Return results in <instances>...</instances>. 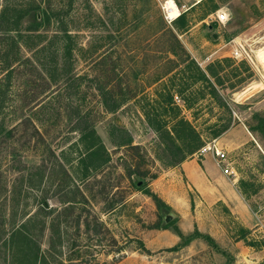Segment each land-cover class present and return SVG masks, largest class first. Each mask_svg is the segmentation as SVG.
<instances>
[{
    "label": "rangeland",
    "instance_id": "rangeland-1",
    "mask_svg": "<svg viewBox=\"0 0 264 264\" xmlns=\"http://www.w3.org/2000/svg\"><path fill=\"white\" fill-rule=\"evenodd\" d=\"M163 1L46 0L53 22L21 48L41 77L21 60L24 74L11 77L0 104V264H30L33 243L53 264L264 261V88L240 103L234 97L252 81L264 84L255 53L264 46V0H174L182 14L174 20ZM216 12L228 19L216 22ZM57 20L73 37L70 56ZM163 25L192 61L176 47L178 57L166 53ZM24 79L35 81L37 98ZM211 141L227 152L231 175L199 153ZM192 160L218 172L205 171L224 203H207L189 185L180 164ZM147 190L171 209L159 213ZM28 216L36 220L14 236L12 261L11 235ZM51 221L61 232L52 253ZM174 227L202 237L179 247Z\"/></svg>",
    "mask_w": 264,
    "mask_h": 264
},
{
    "label": "trees",
    "instance_id": "trees-1",
    "mask_svg": "<svg viewBox=\"0 0 264 264\" xmlns=\"http://www.w3.org/2000/svg\"><path fill=\"white\" fill-rule=\"evenodd\" d=\"M3 4H0V104L2 102V96H3V88H7L9 85V80L14 74L22 75L24 73L23 70H19L20 67H18L19 63L22 62V64L27 63L30 65L31 70L36 71L38 76L41 77L40 71L37 70V68L33 65V63L30 61L29 58H23L21 56V48H28L31 49V46L28 45L26 42L33 40V39H43L44 36L42 34H39L38 31L41 29H46L50 26V24L53 22L54 19V10L49 6V2L46 4V0H2ZM174 1V0H173ZM175 2V1H174ZM182 14L178 17L180 18ZM177 18V19H178ZM25 21V22H24ZM64 24L62 21H55V23ZM61 28V35L58 37L60 38L64 43V48L66 50V55H71V40L72 36L68 33L66 30V26H62ZM170 37V42L172 43L168 48L166 53H171L175 57H178V53L175 52L173 47H176L179 49L180 53L185 56V61H192L190 56L185 52L184 48L180 44L177 37L174 35V33L167 28L166 25H163V27L160 30V34L165 35L167 34ZM57 37V36H55ZM22 60V61H21ZM167 75H160L156 77V82L162 80ZM203 76V74H202ZM52 76H47V78L42 77V84H44L46 87L49 86V83L52 81ZM5 83V85H4ZM24 85H29V87H34L31 89L30 93H32V98L38 97L36 91L38 86H35V81L33 79L23 81ZM41 84V85H42ZM5 86V87H3ZM40 87V84H39ZM100 90V88H98ZM27 91H25L22 94H17V97L19 99L26 100L27 99ZM110 111H113L111 108H109ZM14 128H11L7 131V135L12 136ZM35 134L39 135V132L35 131ZM129 148L136 149V146H129ZM125 169V168H124ZM127 170V176L130 178L133 174V172L126 168ZM154 177V176H153ZM76 192H79V190H76ZM147 196H149L152 201L154 202V205L158 212H163L164 210L169 211L171 208L168 206L161 198H159L156 194L153 192L147 190L145 192ZM69 205L65 206L64 211H69L70 209H74L75 207L72 204H77L78 202L74 199L67 201L66 203H69ZM44 207V206H43ZM44 209V208H43ZM36 217L35 216H28V218L25 220L23 224H21V228L16 230L12 233L10 242H9V251L12 261H14V258L18 252V246L15 244V238L14 236L18 233L20 230L24 229L28 224H32L35 222ZM170 225H172V221H168L164 226L163 229H167ZM49 230L51 232V242L49 243V250L48 252H54L55 242L53 241L52 237L54 235H57V239L59 238V234L61 233L59 230V222L58 221H51L49 223ZM173 232L180 238V246L186 245L190 240L201 238L202 234H200L198 231H195L194 234L184 236L180 230L177 227L173 228ZM22 233V232H21ZM20 233V235H21ZM26 235V236H25ZM21 239L24 240V242H30L32 241L30 239V236L25 234ZM22 236V235H21ZM139 248H144L142 241L138 240ZM28 254L30 259V264H53L50 261L47 260L45 256H40V247L36 243H33V246L28 247ZM27 254V255H28ZM258 264H264V261L258 263Z\"/></svg>",
    "mask_w": 264,
    "mask_h": 264
},
{
    "label": "crops",
    "instance_id": "crops-1",
    "mask_svg": "<svg viewBox=\"0 0 264 264\" xmlns=\"http://www.w3.org/2000/svg\"><path fill=\"white\" fill-rule=\"evenodd\" d=\"M194 2L198 3V2L193 0V3ZM202 164L205 168V171L209 172L205 166V160L202 161ZM180 170H181L182 174L184 175V177L189 182V185L197 193H199L201 195V197L204 199V201H206L209 204L215 203L217 201H222L223 203L225 202L224 198L222 196H219V192L215 190V189L220 190V188L218 186L214 185L213 183H211V181L209 179V175L207 174V172L200 169V167L198 166V164L196 162H193V160L192 161H184L180 164ZM209 174H211L212 177H215L218 175V172H215V174L212 172H209ZM212 180H214V179H212ZM226 194H227L226 197H227L228 201L229 202L233 201L235 210H237L240 213V218L244 222V220H246V218H243L244 217L243 216V210H242V206L240 205V202L238 200H236L237 198L235 197V195L231 192V190L228 187L226 189Z\"/></svg>",
    "mask_w": 264,
    "mask_h": 264
},
{
    "label": "bare ground",
    "instance_id": "bare-ground-1",
    "mask_svg": "<svg viewBox=\"0 0 264 264\" xmlns=\"http://www.w3.org/2000/svg\"><path fill=\"white\" fill-rule=\"evenodd\" d=\"M194 1L199 2L200 0H194ZM163 9L166 12L167 19H172V20L177 19L181 14L180 9L177 7V5L175 4L173 0H164ZM255 53H256L257 59L261 63L260 65H262V68L264 69V46L257 49ZM263 88H264V84L262 82L252 81V83H250L246 88L236 93L234 97L240 103L244 101L245 99H247L248 97L258 93Z\"/></svg>",
    "mask_w": 264,
    "mask_h": 264
},
{
    "label": "built area",
    "instance_id": "built-area-1",
    "mask_svg": "<svg viewBox=\"0 0 264 264\" xmlns=\"http://www.w3.org/2000/svg\"><path fill=\"white\" fill-rule=\"evenodd\" d=\"M224 16H226L225 13L216 12L214 20L216 22L223 23L225 21H222L221 17H224ZM241 52H242V50L240 49V47H239V49L235 48L232 51V55L234 56V58H238V57L241 58V56H242ZM247 58H249V57L247 56ZM205 152L211 153L212 157L215 160L216 165L220 168L223 175H225V176L231 175L232 163L228 157L227 152L223 148L217 146V143L215 141H211L209 144H207L206 146L201 148L199 151V153H201V154H204Z\"/></svg>",
    "mask_w": 264,
    "mask_h": 264
},
{
    "label": "clouds",
    "instance_id": "clouds-1",
    "mask_svg": "<svg viewBox=\"0 0 264 264\" xmlns=\"http://www.w3.org/2000/svg\"><path fill=\"white\" fill-rule=\"evenodd\" d=\"M222 21H226L228 19L227 16L221 17Z\"/></svg>",
    "mask_w": 264,
    "mask_h": 264
},
{
    "label": "water",
    "instance_id": "water-1",
    "mask_svg": "<svg viewBox=\"0 0 264 264\" xmlns=\"http://www.w3.org/2000/svg\"><path fill=\"white\" fill-rule=\"evenodd\" d=\"M208 29H211V26L210 25L208 26ZM215 37H216V35H213V38H215Z\"/></svg>",
    "mask_w": 264,
    "mask_h": 264
}]
</instances>
